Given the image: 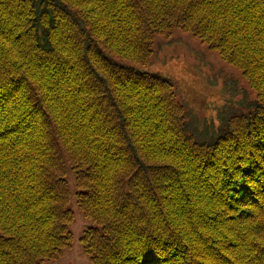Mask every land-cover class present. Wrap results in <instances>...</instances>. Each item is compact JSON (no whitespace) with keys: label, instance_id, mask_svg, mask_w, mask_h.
<instances>
[{"label":"trees","instance_id":"1","mask_svg":"<svg viewBox=\"0 0 264 264\" xmlns=\"http://www.w3.org/2000/svg\"><path fill=\"white\" fill-rule=\"evenodd\" d=\"M178 42L247 85L199 111ZM68 168L89 264H264V0H0V264L69 246Z\"/></svg>","mask_w":264,"mask_h":264},{"label":"rangeland","instance_id":"2","mask_svg":"<svg viewBox=\"0 0 264 264\" xmlns=\"http://www.w3.org/2000/svg\"><path fill=\"white\" fill-rule=\"evenodd\" d=\"M176 46L177 49H169L166 46L163 50L167 57L165 69L170 72V76L175 78V82L181 83L184 88V94L190 100V102L199 110L203 109L204 97L206 93L213 91L212 86L209 83V76L213 77V72L219 71L220 73H233L235 76L239 77L244 85H247L244 78L240 76L241 70L235 68L229 63L218 58L216 55H209L212 63L210 65H204V62H200L196 59V55L192 52L182 48L186 44L178 42ZM163 56L158 58L156 65L160 66V60ZM213 64V65H212ZM221 67V70L218 67ZM161 71V70H160ZM165 71V70H164ZM207 72V73H206ZM219 78H221L219 76ZM216 79V78H215ZM204 93V94H203ZM66 178L68 180L70 189L72 191L69 206L74 211V218L69 223V227L72 231V240L69 246L65 247L61 254L52 259H45L41 264H89L88 256L82 249L79 236L82 230L93 224L90 218L86 217L82 211L79 209L75 198H74V175L73 172L68 168Z\"/></svg>","mask_w":264,"mask_h":264},{"label":"bare ground","instance_id":"3","mask_svg":"<svg viewBox=\"0 0 264 264\" xmlns=\"http://www.w3.org/2000/svg\"><path fill=\"white\" fill-rule=\"evenodd\" d=\"M79 26H80V25H79ZM43 36H45V34H43ZM43 36H42V37H43ZM45 38H46V37H45ZM45 38H44V39H45ZM48 42H49V41H48ZM52 43H53V41H52ZM52 43H51V44H52ZM57 43H58V41H57ZM44 44H45V46H48L46 43H44ZM55 44H56V43H55ZM41 45H42V44H40V46H41ZM43 46H44V45H43ZM49 47H50V46H49ZM51 47H53V45H52ZM55 47H56V46H55ZM45 48H47V47H44V49H45ZM46 50H47V49H46ZM102 119H103V118H102ZM105 121H106V120H105ZM61 152H62V150H61ZM58 153H59V152H58ZM8 197H9V196H8ZM8 197H5V198L9 199ZM12 205H13V204H11V206H12ZM14 205H15V203H14ZM16 205H17L18 207L20 206V204H19V205L16 204ZM16 205H15V206H16ZM17 206H16V208H17ZM20 207H21V206H20ZM21 208H22V207H21ZM17 209H19V208H17ZM17 209H16V211H18ZM19 211H20V209H19ZM19 211H18V212H19ZM18 212H17V213H18ZM102 230H103V229H101L100 233H102ZM103 233H104V232H103ZM100 235H101V234H100ZM102 235H103V234H102ZM72 239H73V238H72ZM80 239H81V237H80ZM83 240H84V239H83ZM81 241H82V239H81ZM84 242H85V241H83V243H84ZM66 245H68V244H66ZM69 245H70V243H69Z\"/></svg>","mask_w":264,"mask_h":264}]
</instances>
